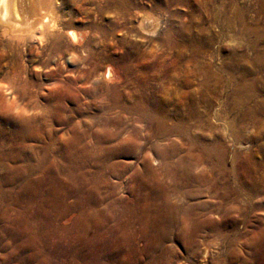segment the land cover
I'll list each match as a JSON object with an SVG mask.
<instances>
[{"label": "rangeland", "instance_id": "rangeland-1", "mask_svg": "<svg viewBox=\"0 0 264 264\" xmlns=\"http://www.w3.org/2000/svg\"><path fill=\"white\" fill-rule=\"evenodd\" d=\"M52 3L61 31L56 53L47 54L49 39L39 35L24 33L9 41L0 25V264H264V234L258 232L264 213L258 212H229L230 217L222 218L221 236L209 226L201 228L194 253L174 238L154 247L142 234L127 242L112 214L125 215L129 209L143 217L152 190L169 180L160 171L156 143L179 140L175 135L162 140L149 135L139 111L117 106L106 111L107 95L100 89L106 85L109 92L122 80L125 91H139L124 78L145 79L158 108L185 115L204 68L212 67L223 80L204 89V103H213L212 128L203 125L193 133L207 136L202 145L213 141L225 148L227 169L232 162L237 168L239 159L245 162L247 153L261 159L263 140L246 137L256 129L246 125L241 130L246 136L239 139L230 133L234 125L220 117L229 122L234 118L224 105L226 80L235 68L248 64L254 48L264 49V0ZM242 10L243 19L236 18L234 12ZM146 20L153 23L150 28L142 26ZM70 29L84 40L91 38L98 53L85 57L86 46L64 50ZM105 116L121 117L122 124ZM215 132L217 138L212 137ZM179 154L187 152L167 155L168 160H177ZM195 165L199 171L205 164ZM215 200L203 193L188 202L206 203L198 211L217 220L220 213L210 206Z\"/></svg>", "mask_w": 264, "mask_h": 264}, {"label": "bare ground", "instance_id": "bare-ground-1", "mask_svg": "<svg viewBox=\"0 0 264 264\" xmlns=\"http://www.w3.org/2000/svg\"><path fill=\"white\" fill-rule=\"evenodd\" d=\"M238 11L234 12L236 18L243 19L244 11ZM55 13L56 6L52 3V0H0L1 32L4 36H8L9 41H12L14 36L21 37L24 33H30L33 36L39 35L40 37H45V40L48 38L49 42L46 46L48 51L47 54L56 53L60 51L59 38L61 36V31L59 32L58 30L60 28L59 21ZM152 25L153 23L147 20L142 22V26H147V28H150ZM250 29H252V27L249 26L246 31ZM98 32L102 34L104 32L103 28H98ZM67 38L70 42L66 43L64 50L67 48H72L74 50L76 47L86 46L88 50L87 54L84 52L85 57L90 56L92 58L95 53H98L92 50V45L90 44L91 38L84 40L75 30H68ZM7 43V48L12 50L13 44ZM252 45L254 44L252 43ZM248 58V64L246 63L241 69L235 68V71L231 73L230 77L226 80L229 91L224 99V105L227 112L231 113L234 118L232 117L230 122V119L228 121L223 117H220V119H223L229 126L231 124L234 125L230 128V133L232 134L233 132V135L239 137V139L246 136L241 130H243L246 125L248 126V124L252 125L256 129L254 135L251 136L249 134L251 137H249V135L246 137L257 140L262 139L263 142L259 143V149L264 152V98H260L264 91V49L254 48L253 55ZM96 66L97 65H94L92 69L96 68ZM105 74L108 77L111 74L110 70L107 69ZM124 79L136 85L138 87L136 90L139 91H125L126 82ZM124 79L123 83L121 82L122 80L115 81L109 92V86L104 85V87H100L102 93L106 94L108 99V105H106L104 109L107 111L117 106L123 111H139V119L145 122L144 129L149 135L156 136L161 140L162 138L166 139L170 135H175L179 140V143L172 141L170 143L168 142L169 145L167 143L164 145L156 143L158 147H155L156 145L154 146L157 155L160 156V171H163L164 175L169 178V182L167 181V183H164L158 190H152L150 193L151 206L148 205L144 210L143 217L134 216L133 211L129 209H126L127 211L125 210V215H117L113 211L114 213L112 215L118 217L112 216V218H116L115 224H118L117 228L121 230V232L124 231L123 233L127 242L132 244L136 235L142 234L147 241V245L149 247H154L155 245H162L163 241L167 238H174L175 241L180 240L184 247L188 246L190 252H193L194 250L197 251L196 248L199 244L197 236L201 228L209 226L214 235L221 236L224 227H222V218L228 217L230 215L229 212L233 211L235 215H243L247 211L264 213V169L262 170L263 172H258V169L264 166V156L256 160L257 158L255 159L252 157V153H247L246 156L248 157L245 156V162L242 163L239 159L240 165L237 166V168L235 163L232 162L231 167L227 169L226 166H224L225 148L222 146L217 148V143L213 141V143H205L202 145L201 140L207 136L202 132L193 133L195 130L202 129L203 125L212 128L209 121V110L213 103L211 100H206L204 103V89L211 83L219 84L223 81L215 69H212V67L204 68L202 79L198 86L199 92L197 89L194 90V96H192L189 101L190 103L188 105L186 104L185 115L183 111L171 112L161 107L158 108V101L155 98H151L153 97L151 94L152 91L147 90L148 85L145 79L139 81L138 78H128V76H125ZM20 90L22 91V95H24V89L20 88ZM201 104H205L202 109L200 107L202 106ZM36 107L40 110L42 108L37 105ZM173 115L175 120L171 118ZM105 119L122 124L121 117L113 119L109 116H105ZM233 119H236L234 121L235 124L233 123ZM190 120L192 122L188 123L187 121ZM226 124L224 125L225 129ZM117 132L118 131H114V135H116ZM138 135L136 133L137 137ZM218 136V133L212 135V137L215 138ZM184 144H186V146H184ZM183 149L187 152L186 156H180L179 154L177 160L173 162L168 160L167 155L173 156L177 151ZM235 157H237V155ZM199 163H204L205 165L201 170L197 171L195 169L197 172H194L195 167L193 165ZM203 193L209 194L214 200L216 199L210 206L213 211L215 210L220 213V217L217 220L206 217L204 213L198 211V207H206V203H201V201L195 203L193 201V203L188 202L189 199L197 200ZM246 229L248 230V228ZM258 229V232L263 235L264 226L260 225Z\"/></svg>", "mask_w": 264, "mask_h": 264}]
</instances>
